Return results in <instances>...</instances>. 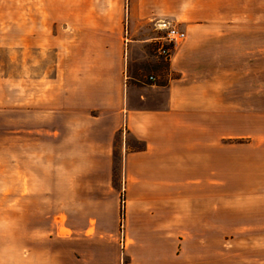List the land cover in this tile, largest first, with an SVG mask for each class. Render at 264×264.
<instances>
[{
	"label": "crops",
	"instance_id": "crops-1",
	"mask_svg": "<svg viewBox=\"0 0 264 264\" xmlns=\"http://www.w3.org/2000/svg\"><path fill=\"white\" fill-rule=\"evenodd\" d=\"M129 1L132 31L153 19L193 35L264 26V0ZM136 46L126 88L105 64L89 71L80 79L84 104L57 125L58 151L88 167L0 170V264H219L227 232L264 224V175L249 163L257 155H242L233 141L240 115L256 111L227 102L215 74L156 84L167 94L158 108L133 106L148 99ZM127 133L142 145L132 147Z\"/></svg>",
	"mask_w": 264,
	"mask_h": 264
},
{
	"label": "rangeland",
	"instance_id": "rangeland-1",
	"mask_svg": "<svg viewBox=\"0 0 264 264\" xmlns=\"http://www.w3.org/2000/svg\"><path fill=\"white\" fill-rule=\"evenodd\" d=\"M129 7V0H0V170L88 167L87 161H71L67 148L66 154L65 148L58 151L57 125L72 121L66 109L84 104L80 79L89 71L98 73L97 67L105 64L126 88V60L134 42L135 66L143 73L140 84L148 99L135 98L133 106L158 108L167 94L156 84L176 83L180 78L189 83L200 74L222 76L219 84L226 101L238 102L242 111H256L240 115L242 135L233 141L244 145L242 155H257L256 163H249L264 175V26L241 24L238 33L193 35L167 19L186 30L187 38L166 58L159 51L165 41V30L158 25L161 20H150L132 31ZM77 117L79 121L82 116ZM121 137L119 132L117 172ZM127 140L134 148L142 145L130 133ZM68 142L72 145L73 139ZM124 200L122 193L121 214ZM236 230L227 232L226 255L219 264H264V224Z\"/></svg>",
	"mask_w": 264,
	"mask_h": 264
},
{
	"label": "built area",
	"instance_id": "built-area-1",
	"mask_svg": "<svg viewBox=\"0 0 264 264\" xmlns=\"http://www.w3.org/2000/svg\"><path fill=\"white\" fill-rule=\"evenodd\" d=\"M159 27L165 30L164 40L159 51L166 58H171L172 51L187 38L186 30L170 21H159ZM153 78V76H151ZM125 202V200H124ZM124 209V207H123ZM124 243V242H123Z\"/></svg>",
	"mask_w": 264,
	"mask_h": 264
},
{
	"label": "trees",
	"instance_id": "trees-1",
	"mask_svg": "<svg viewBox=\"0 0 264 264\" xmlns=\"http://www.w3.org/2000/svg\"><path fill=\"white\" fill-rule=\"evenodd\" d=\"M122 211H123V209H122Z\"/></svg>",
	"mask_w": 264,
	"mask_h": 264
}]
</instances>
